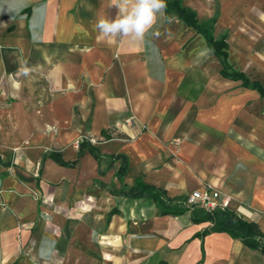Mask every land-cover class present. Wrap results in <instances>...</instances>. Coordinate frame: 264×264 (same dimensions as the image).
<instances>
[{"label": "crops", "instance_id": "crops-1", "mask_svg": "<svg viewBox=\"0 0 264 264\" xmlns=\"http://www.w3.org/2000/svg\"><path fill=\"white\" fill-rule=\"evenodd\" d=\"M180 6L198 25L214 18L249 86L222 76L204 36L165 11L143 41H106L95 23L116 17L112 0H0V264H264L183 205L216 189L264 236V95L250 86L264 85L231 63L232 41L264 46V0ZM232 84L250 104L233 101ZM82 137L98 160L78 155ZM136 180L173 208L120 193Z\"/></svg>", "mask_w": 264, "mask_h": 264}, {"label": "trees", "instance_id": "trees-1", "mask_svg": "<svg viewBox=\"0 0 264 264\" xmlns=\"http://www.w3.org/2000/svg\"><path fill=\"white\" fill-rule=\"evenodd\" d=\"M167 8L165 9L166 18L171 16H176L181 18L188 26L195 28L200 32L211 51L220 59L222 64L221 74L224 77H229L233 80L242 79L244 86H249L246 78L233 70L227 63V54L222 50L226 48V43L224 42V37L215 40L211 33V28L214 23V18L211 21H208L202 25H198L195 20L194 13L186 8L180 6V0H166ZM230 70V71H229ZM253 88H256L262 95H264L263 88L258 83H253L250 85ZM104 131L102 136L104 139L111 138V133L114 131ZM118 136V135H117ZM93 144L86 137H82L77 142L78 155L83 151L90 152L97 160L100 158L96 150L92 146ZM49 156L53 158L56 162L60 164H65L57 154L51 152ZM113 162L120 161L119 167L116 172L117 178L121 181L122 176L124 175L127 169V160L122 154H115L109 157ZM7 163L2 162L0 158V166H6ZM120 193L124 196L132 198H147L157 203L159 210L161 212H168L173 208V206L168 203L167 199L164 197V191L160 188L146 185L141 180H136L133 186L121 188ZM194 215H201L199 220H205L211 222V227L209 231H223L226 232L232 238L240 239L246 246L251 249H257L264 253V236L260 232L258 226L255 222H246L239 217H237L232 211H229L225 207L217 208L213 211L206 212L199 208L192 209ZM205 231V232H207ZM205 232L203 234H205Z\"/></svg>", "mask_w": 264, "mask_h": 264}, {"label": "clouds", "instance_id": "clouds-1", "mask_svg": "<svg viewBox=\"0 0 264 264\" xmlns=\"http://www.w3.org/2000/svg\"><path fill=\"white\" fill-rule=\"evenodd\" d=\"M112 5L118 9L116 17H100L95 23L106 41L123 37L143 41L167 8L166 0H112Z\"/></svg>", "mask_w": 264, "mask_h": 264}, {"label": "rangeland", "instance_id": "rangeland-1", "mask_svg": "<svg viewBox=\"0 0 264 264\" xmlns=\"http://www.w3.org/2000/svg\"><path fill=\"white\" fill-rule=\"evenodd\" d=\"M231 63L235 69L243 71L250 81L257 80L264 85V46H256L255 41H248V45L241 44L242 41H232ZM246 50V51H245ZM233 101L251 103L250 91L245 92L238 85L232 84ZM247 95V100L245 96ZM244 97V98H243Z\"/></svg>", "mask_w": 264, "mask_h": 264}, {"label": "built area", "instance_id": "built-area-1", "mask_svg": "<svg viewBox=\"0 0 264 264\" xmlns=\"http://www.w3.org/2000/svg\"><path fill=\"white\" fill-rule=\"evenodd\" d=\"M0 95H2L1 89ZM123 123L125 125H131L133 120L131 118H127ZM90 142L92 143L93 140H90ZM183 205L189 210L199 208L206 212H210L225 206L219 191L209 187H203L202 189H196L190 192L185 197Z\"/></svg>", "mask_w": 264, "mask_h": 264}]
</instances>
